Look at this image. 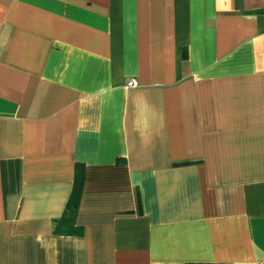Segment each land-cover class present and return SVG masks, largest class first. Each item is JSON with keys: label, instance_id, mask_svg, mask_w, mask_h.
I'll return each instance as SVG.
<instances>
[{"label": "crops", "instance_id": "0c3cea01", "mask_svg": "<svg viewBox=\"0 0 264 264\" xmlns=\"http://www.w3.org/2000/svg\"><path fill=\"white\" fill-rule=\"evenodd\" d=\"M0 264H264V0H0Z\"/></svg>", "mask_w": 264, "mask_h": 264}, {"label": "trees", "instance_id": "16d2710c", "mask_svg": "<svg viewBox=\"0 0 264 264\" xmlns=\"http://www.w3.org/2000/svg\"><path fill=\"white\" fill-rule=\"evenodd\" d=\"M83 179V164L76 163L70 195L61 215L53 219V231L57 234H76L78 232V227L75 225V217L81 196Z\"/></svg>", "mask_w": 264, "mask_h": 264}, {"label": "built area", "instance_id": "2783aa9c", "mask_svg": "<svg viewBox=\"0 0 264 264\" xmlns=\"http://www.w3.org/2000/svg\"><path fill=\"white\" fill-rule=\"evenodd\" d=\"M129 86L135 85V81L133 79L129 80L127 83Z\"/></svg>", "mask_w": 264, "mask_h": 264}]
</instances>
